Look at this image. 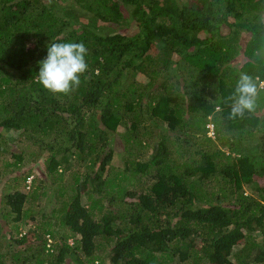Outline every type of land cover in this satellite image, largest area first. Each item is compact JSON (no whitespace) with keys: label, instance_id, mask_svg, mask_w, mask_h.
Listing matches in <instances>:
<instances>
[{"label":"trees","instance_id":"16d2710c","mask_svg":"<svg viewBox=\"0 0 264 264\" xmlns=\"http://www.w3.org/2000/svg\"><path fill=\"white\" fill-rule=\"evenodd\" d=\"M52 42L88 49L68 95L35 79ZM241 73L264 82V0H0V264H264V89L230 118Z\"/></svg>","mask_w":264,"mask_h":264},{"label":"clouds","instance_id":"9594fccd","mask_svg":"<svg viewBox=\"0 0 264 264\" xmlns=\"http://www.w3.org/2000/svg\"><path fill=\"white\" fill-rule=\"evenodd\" d=\"M88 49L83 42H52L47 46L46 57L39 61V72L35 79L52 94L68 95L81 83V75L88 69L86 56ZM260 88L253 78L241 73L230 109V118L242 117L245 111L256 107V97Z\"/></svg>","mask_w":264,"mask_h":264},{"label":"rangeland","instance_id":"374dc122","mask_svg":"<svg viewBox=\"0 0 264 264\" xmlns=\"http://www.w3.org/2000/svg\"><path fill=\"white\" fill-rule=\"evenodd\" d=\"M237 74H239V72H237V73H235V75H237ZM261 85H264V82L261 84ZM264 88H260V90L262 91ZM256 103H258L257 102V97H256ZM261 103H262V101L259 99V106L261 105ZM261 109H263V108H261ZM260 109V110H261ZM264 111V110H263ZM199 114H191V113H187V114H185L184 116H183V121L184 122H187L188 123V129L189 128H191V127H193V128H196V129H198V130H200V131H202V132H205V131H207V133H208V137H211L212 139L215 137V131H214V126L212 125V123H207V125H206V130H205V120L204 121H202V122H199V119H198V116ZM121 130V129H120ZM123 131V130H122ZM123 132H125V130L123 131ZM156 134V133H155ZM199 135H202V134H200L199 133ZM122 136V135H121ZM121 136L120 135H118V138L121 140ZM122 142V141H121ZM29 146V147H28ZM28 146H27V144L25 143V150L27 151V154H25V155H23L24 157H21V161H22V158H23V163H21V165L23 166H27L28 164H30V162H32V161H34V159H35V161H37V158L35 157V156H31V154H30V152H31V146L28 144ZM23 147V146H22ZM28 148H30V149H28ZM18 150H19V152H23V149L22 148H18ZM148 154H146V156H145V159H147L148 158ZM194 156V158L195 159H197V155H193ZM4 157L7 159V161L10 163V164H12L13 162H14V156H12V154L9 152V151H7V153H5V155H4ZM46 158V157H45ZM45 158L43 157H40L39 159H38V165L39 164H41V163H43V162H45ZM75 162H74V159H72L71 160V164H74ZM23 166V167H24ZM0 167H1V164H0ZM25 168V167H24ZM86 170V166H74L73 167V170L71 171V172H65V176L63 177V179H61L60 177H59V179H52V176H48V178H46V177H44V178H42L43 179V181L44 182H49V184L48 185H51V187H55V188H58V189H62L63 187L65 188V189H71V188H73L74 187V185H76L75 184V174H74V172H77V173H81V172H84ZM14 171H16V173L14 174L13 172ZM22 171L21 170H16L15 168H13V166H11L10 167V175H11V177H15V176H19L20 177V173H21ZM41 180V179H40ZM46 182V183H47ZM222 182H223V180H222ZM15 184H17V183H15ZM47 184H45L43 187H41V188H39L38 190H37V192L36 193H30L29 194V196H28V201H27V204H29V206L34 210V212L36 213V214H41V213H45V212H49L51 209H50V207H51V205L52 204H54L55 205V201H47V200H45L44 198H39V194L42 192V190H43V188L46 186ZM223 185H225V183H223ZM36 186V185H35ZM82 188L83 189H86V187L85 186H82ZM25 190V188H23V185H22V183H20L19 182V185H18V187H16V188H14L13 186H12V188L9 190V191H7V192H14V191H21V192H26V191H24ZM247 190H249V189H247ZM47 197L50 199V200H54V198L52 197V196H50L49 194L47 195ZM8 209V208H7ZM42 216H43V214H41ZM40 215V216H41ZM40 217H39V222H40ZM43 221L45 222L46 220L43 218ZM262 228H263V233H264V226H262ZM262 228H261V230H262ZM64 230V232H65V235H66V237L67 238H69L71 235H70V233H68L67 232V230L66 229H63ZM25 233H28V230H25V229H23V231L22 232H20V234H18L17 232H14V236H15V238L16 239H18V237H20L21 236V234H25ZM30 235H29V238H28V240L25 242V246H24V248H26V247H28L29 246V244L31 243V242H33L32 244H31V252H36V250H35V247H34V244L35 243H39V242H41V240L43 239L38 233H33L32 235H31V233H29ZM263 237V236H262ZM69 239H71V238H69ZM69 243L70 244H73V240H69ZM48 245H49V242H48ZM54 245V243L53 242H50V246L52 247ZM244 246V245H243ZM24 256H29V252H27V253H25L24 254ZM206 262H203V264H205Z\"/></svg>","mask_w":264,"mask_h":264}]
</instances>
